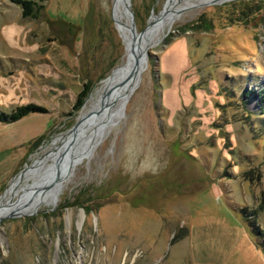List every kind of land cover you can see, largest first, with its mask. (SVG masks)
<instances>
[{"label": "rangeland", "instance_id": "1", "mask_svg": "<svg viewBox=\"0 0 264 264\" xmlns=\"http://www.w3.org/2000/svg\"><path fill=\"white\" fill-rule=\"evenodd\" d=\"M32 1L0 0V112L44 109L0 120V199L126 64L115 0ZM131 1L140 33L170 0ZM238 1L179 11L57 196L0 220V264H264V0Z\"/></svg>", "mask_w": 264, "mask_h": 264}, {"label": "bare ground", "instance_id": "2", "mask_svg": "<svg viewBox=\"0 0 264 264\" xmlns=\"http://www.w3.org/2000/svg\"><path fill=\"white\" fill-rule=\"evenodd\" d=\"M190 2L203 3L204 0H170L163 14L151 21L144 34L137 30L134 35L126 5L122 0H115L114 15L117 27L127 46L125 66L105 81L104 87L97 95L89 98L78 126L63 134L64 143L54 148L53 152L45 148L41 156L13 181L0 199V220L12 212H34L44 201H52L57 196L64 183L72 176L79 157L87 149L93 150L123 116L121 106L139 86L143 68L147 67L148 51L152 43L159 42L161 37L172 29L177 14ZM136 56L141 63L140 74H135V78L126 87H118L122 79L134 74ZM112 90L114 93L108 96V92ZM23 190L22 200L15 203L14 197Z\"/></svg>", "mask_w": 264, "mask_h": 264}, {"label": "trees", "instance_id": "3", "mask_svg": "<svg viewBox=\"0 0 264 264\" xmlns=\"http://www.w3.org/2000/svg\"><path fill=\"white\" fill-rule=\"evenodd\" d=\"M15 2L22 6L24 16L34 15V6H35L34 1H32V0H15ZM242 2H244V0L238 1V3H242ZM227 5H230V3H225V6H227ZM196 27L209 29L207 26V21H205V18L203 15L199 18ZM89 89H90L89 84L88 83L85 84L84 88L81 90V92L79 93V95L77 97V101H76L77 107H80L84 103ZM38 110H44V109L42 107H39V106L34 105V104H28V105L20 106L16 109V111H13L10 114L5 113V112L4 113L0 112V120L6 121V122H15V121L20 120L22 117L26 116L27 114L38 111ZM84 210L87 214L92 212V209L89 208L88 206H84Z\"/></svg>", "mask_w": 264, "mask_h": 264}, {"label": "water", "instance_id": "4", "mask_svg": "<svg viewBox=\"0 0 264 264\" xmlns=\"http://www.w3.org/2000/svg\"><path fill=\"white\" fill-rule=\"evenodd\" d=\"M224 1H226V0H204V2L201 4V6L214 5V4L222 3ZM122 2L127 7V12L126 13L128 15V18H129L130 28H131L133 34L136 35L137 34V25H136V20H135V13H134V11L131 8L132 1L131 0H122ZM145 30L140 31V34L143 33ZM148 56H149V52H148ZM140 65H141L140 59H139L138 56H136L135 57V61H134V74L131 75L128 78L122 79L121 82L119 83L118 87H126L128 85V83L133 78H135V74H140V70H141V66ZM114 90L108 92V96L112 95L114 93ZM127 103H128V100L123 102V104L121 106L120 110H123V113L125 112ZM76 126H77V124L73 128L75 129ZM23 171L19 174V176L23 173ZM21 215H25V214H21V213H18V212H12L11 214L1 218V220L4 219V218H13V217L21 216Z\"/></svg>", "mask_w": 264, "mask_h": 264}]
</instances>
